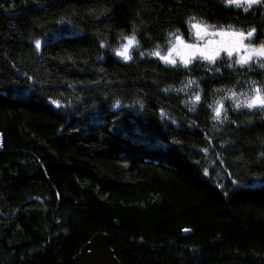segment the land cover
<instances>
[{
	"label": "trees",
	"instance_id": "16d2710c",
	"mask_svg": "<svg viewBox=\"0 0 264 264\" xmlns=\"http://www.w3.org/2000/svg\"><path fill=\"white\" fill-rule=\"evenodd\" d=\"M190 16L264 41V3L0 0V264H74L99 233L119 264H264V111L228 98L264 68L148 55Z\"/></svg>",
	"mask_w": 264,
	"mask_h": 264
},
{
	"label": "snow or ice",
	"instance_id": "6c2138e0",
	"mask_svg": "<svg viewBox=\"0 0 264 264\" xmlns=\"http://www.w3.org/2000/svg\"><path fill=\"white\" fill-rule=\"evenodd\" d=\"M222 2L225 6L243 8L247 12L254 4H262L264 0H222ZM185 23L189 26V38L194 37V42H187L183 34L177 29L175 32L168 33V36L173 39L168 41L170 46L166 54H161V46L157 44L152 51L148 52V55L155 56L165 64L172 66H176L177 60H179L184 67H187L194 59H202L210 64H215L221 57V53H225L229 60H233L235 56L233 63H229L228 67H233V64L243 67L255 61L259 67L264 68V41L258 44L253 42V37L256 35L255 27L245 31L236 28L232 24L210 25L203 18L198 19L195 16L188 17ZM120 38L125 40L126 43L121 44L119 49H115L116 55L128 61L132 59L130 49L139 47L135 26L133 25L131 35L121 33ZM35 46L37 49L41 47L39 39L35 41ZM104 46V43H101V47ZM140 55L143 56L144 53L141 52ZM216 71H219V69H216ZM194 83H196L194 80L188 81L189 86ZM251 84V94H238L234 90L229 89L228 98L232 100L235 109L246 108L248 110L259 109L264 111V87L258 85L257 81H252ZM183 90L178 89V91ZM165 91H168V89H165ZM217 91H223V89H217ZM241 96H243V99L240 98ZM200 100V94L196 93L192 98L193 105ZM52 103L57 107L60 106L59 101L53 100ZM209 107L213 112L211 119L220 123L229 119L227 109L222 101L218 100L214 105H209ZM190 111H195V107L190 108ZM161 115L164 116L166 113L161 110ZM205 151L207 150L205 149Z\"/></svg>",
	"mask_w": 264,
	"mask_h": 264
},
{
	"label": "water",
	"instance_id": "95a60500",
	"mask_svg": "<svg viewBox=\"0 0 264 264\" xmlns=\"http://www.w3.org/2000/svg\"><path fill=\"white\" fill-rule=\"evenodd\" d=\"M1 144V142H0ZM74 264H119L105 234H95L74 257Z\"/></svg>",
	"mask_w": 264,
	"mask_h": 264
},
{
	"label": "rangeland",
	"instance_id": "374dc122",
	"mask_svg": "<svg viewBox=\"0 0 264 264\" xmlns=\"http://www.w3.org/2000/svg\"><path fill=\"white\" fill-rule=\"evenodd\" d=\"M195 41V38L193 37V40L192 41H187V42H189V43H192V42H194ZM124 43H126V41H124ZM170 46V45H169ZM130 51H131V49H130ZM167 53V50L164 52V53H161L162 55H164V54H166ZM222 54H225V53H221V55ZM120 57V56H119ZM234 58H235V56H234ZM121 59H123L122 57H121ZM177 63H180L179 62V60H177ZM0 142H1V140H0ZM0 146H1V144H0Z\"/></svg>",
	"mask_w": 264,
	"mask_h": 264
},
{
	"label": "bare ground",
	"instance_id": "6f19581e",
	"mask_svg": "<svg viewBox=\"0 0 264 264\" xmlns=\"http://www.w3.org/2000/svg\"><path fill=\"white\" fill-rule=\"evenodd\" d=\"M1 140V139H0Z\"/></svg>",
	"mask_w": 264,
	"mask_h": 264
}]
</instances>
